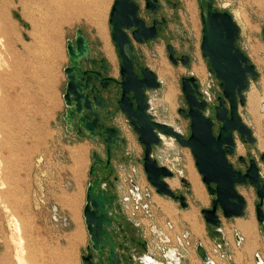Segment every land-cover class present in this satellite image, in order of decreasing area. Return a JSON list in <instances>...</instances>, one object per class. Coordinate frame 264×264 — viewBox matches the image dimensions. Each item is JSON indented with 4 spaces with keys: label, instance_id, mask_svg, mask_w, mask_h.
<instances>
[{
    "label": "rangeland",
    "instance_id": "1",
    "mask_svg": "<svg viewBox=\"0 0 264 264\" xmlns=\"http://www.w3.org/2000/svg\"><path fill=\"white\" fill-rule=\"evenodd\" d=\"M42 1L0 0V158L11 162L7 163V181L12 182L16 174L22 179L20 186L23 189L24 201L16 214L22 223L20 235L24 239L23 254L28 263L83 264L81 253L87 242L82 218L84 190L90 180L87 173L92 162L90 152L93 148L101 151V145H95L87 140L74 143L65 140L70 135L64 130L61 118L64 108L62 94L65 87L63 68L68 63L67 40L73 39L77 28H81L86 37L91 39L96 51L104 36L114 51L107 22L113 0H92L88 4L87 0H77L74 2L72 18L58 25L52 24L48 26L49 28L42 24ZM184 2L186 9L179 11V15L174 17L175 21L170 23V28L177 37L173 41L178 50L189 45L188 42L183 44L179 42L178 36H191L190 50L195 52V58L190 63L191 70L182 63L173 64L162 41L150 45L136 44V47L138 52L144 54V63L156 72L161 82L158 88L148 92L156 118L175 127L179 126L184 136H187L190 132L189 118L178 112V109L188 107L182 92L181 77L192 71V74L201 80V86L206 92L208 90H212L213 94L221 92L217 80H213L209 74L198 47L201 19L196 0ZM82 3L85 5L84 8H79ZM216 4L230 10L233 16L239 14L241 20L238 18L236 20L244 33L243 46L248 48L249 43L256 50L259 49L258 52L264 53V46L259 37L264 22V0H217ZM100 5L102 6L99 7ZM247 50L250 51L249 48ZM251 55L253 57L252 53ZM197 57L206 67L205 75L196 74L193 70L198 64ZM161 61L167 63L171 70L165 77L160 72ZM113 65L118 71L116 56ZM261 77L262 80L259 79L261 81L252 83L248 91L249 99L247 105L243 107L242 114L247 123L255 124V120L258 119L262 134L259 137L260 131L255 130L258 141L255 145L249 146H244L236 137L238 144L236 154L230 158L237 165L238 154L245 156L246 152L251 151L258 156L259 148L264 147V76L261 74ZM168 85L172 86L170 98L166 97ZM209 101L212 105L217 102L215 99ZM74 149L79 151L76 152ZM124 151L132 152L133 156L113 158V175L117 177L116 190L122 195L129 194L128 189L132 188L130 179L139 184L142 198L139 203L130 201V205L132 208L135 205L138 207L137 218L144 228L152 251L159 252L158 246L166 247L168 253L172 249L175 251L179 249L184 255L182 264H203L191 250L196 240H200L215 264H256L255 261L259 258L264 262V232L255 216L258 197L253 186H238V191L247 201L243 217L230 219L219 211L221 234L218 238L220 241L218 247L209 237L205 220L200 213L201 208L211 206L210 195L202 182L201 174L196 169L190 149L168 136L155 147L154 155L162 164L172 169L176 179H179L180 174L187 178L186 167L189 165L197 173L204 187L207 204H199L193 200L192 188L191 193L186 196L197 208V218L202 232L200 236L193 232L189 221L181 217V213H186L191 207L181 209L167 197L164 198L163 205H158L157 201L153 200L157 194L153 188L151 197L145 196L144 191L148 183L139 159L142 146L132 131L129 132L127 142L120 152ZM259 164L260 170L264 173V161L259 160ZM177 187L182 188L180 182L171 188ZM0 201V264H17L16 257L20 245L14 229L13 215L11 210L4 207L1 193ZM143 203L148 204L149 211H145ZM168 204L175 209L170 216L166 215L169 209H163ZM175 215L178 216L177 222L174 219ZM239 220L251 225L253 233L247 237L253 244L249 243L251 247L249 244L246 245L247 238L238 223ZM176 231L178 233L175 234ZM186 231L190 237L185 238ZM235 232H239L243 240L235 241ZM177 235L180 236L183 247L178 248ZM167 238L170 239L169 242L166 241ZM187 240L190 244L186 243Z\"/></svg>",
    "mask_w": 264,
    "mask_h": 264
},
{
    "label": "water",
    "instance_id": "2",
    "mask_svg": "<svg viewBox=\"0 0 264 264\" xmlns=\"http://www.w3.org/2000/svg\"><path fill=\"white\" fill-rule=\"evenodd\" d=\"M206 7L200 13L202 20L200 50L202 58L209 65V74L219 80L220 94L217 97V104L213 107L214 113L208 111L209 101L198 89L196 77L184 75L181 77L182 92L185 96L188 108L178 109V112L189 118L190 132L188 136L172 124L157 120L153 117L152 101L146 95L147 90L158 88L161 85L156 72L149 67H141V73L135 71L134 64H138V57L133 49L132 41L127 37L124 26H136L132 32L133 37L140 42L153 39L156 36L153 27L146 28L142 20L137 18V7L132 0H113L110 5L107 22L110 26V37L118 53L120 60V79L117 81L122 88L121 99L119 101L120 110L126 113L129 122L138 135V141L145 147L143 156L144 171L153 189L160 195L179 199L185 207L184 196H178L169 183L167 177L173 175L172 170L158 162L152 157V148L164 137L172 136L182 146H187L195 159L197 171L201 174L202 182L208 188L213 205L211 208H202L203 218L206 226L214 235L221 234V219L216 212L217 206L222 209L223 216L232 219L243 217L246 213L247 201L236 188V184L246 185L249 183L257 191L258 203L255 208V216L264 232V180L254 158L250 159L245 173L236 169L229 162L227 154L233 152L235 147L234 132H238L240 139L254 143L256 140L249 125L243 122L239 108L245 103V92L249 87V77L254 79L257 76L255 65L249 63L248 56L239 49L237 40L240 37V29L235 18L228 10H220L214 7L213 0H204ZM264 37V28L262 29ZM169 59L175 64L174 51L169 44ZM66 53L70 62L69 67H65L66 88L62 94V100L68 107L65 120L70 126L69 118L74 114L80 115L79 126L85 134L96 136L95 110L100 102L89 99L82 95L78 89L77 78L82 72L77 69V62L82 58L87 59L90 53V40L85 37L81 28L75 30L73 39H68ZM181 62L188 65L189 57L182 56ZM74 69L76 71L74 72ZM135 102L132 106L131 98ZM87 110L93 119L89 120L82 111ZM95 113V114H94ZM215 121L219 126H215ZM114 128H102L104 141L108 148L115 145V141L110 139L116 135ZM94 162L90 166L88 175L93 178L86 188V202L82 208V214L86 223V228L91 237L93 248H98L100 243L105 241L96 236L95 233L102 228L103 222L107 220L105 204L108 209L112 208V199L115 195L107 196L103 192L94 191L95 187L101 183L96 175L97 164L102 165L103 161L96 152L93 153ZM264 159V154H262ZM184 187L188 188L189 182L183 177L181 179ZM101 216V221L97 217ZM110 223V222H109ZM109 223H107L109 225ZM197 249L201 259L206 264H214L213 260L206 254L205 248L198 244ZM110 254L109 264L113 263ZM83 264H91L90 259L81 256Z\"/></svg>",
    "mask_w": 264,
    "mask_h": 264
},
{
    "label": "flooded vegetation",
    "instance_id": "3",
    "mask_svg": "<svg viewBox=\"0 0 264 264\" xmlns=\"http://www.w3.org/2000/svg\"><path fill=\"white\" fill-rule=\"evenodd\" d=\"M132 1H134L136 6H138L137 10H136L137 18H139L140 20H142L144 22L146 28L153 27L155 30V33H156L155 38H153V39L150 38L148 40H144L143 42H140V41H137L132 35V32L136 28L135 25L131 26L129 28L126 26L123 27L125 33L127 34V37H129V39L132 41L134 52L136 53V55L138 57V64H136V63L134 64L135 71L137 73H141V71H140L141 67H144V66L148 67L144 63V59H143L144 54H141L140 52H138L136 44L150 45L153 42H160V41H162L165 44L166 51H168V57L170 55V51L168 50L167 46L169 44L172 46V49L174 51V57L177 61L175 63V65L182 63L181 62L182 56H188L189 57L188 65H184L183 63L182 64L191 69V66H190L191 60L193 58H195V56H194L195 52L190 50L192 48L191 36H186V35H179L178 36L179 42H181L182 44L184 42H188V44H189L187 48L183 47L181 50H178V48L175 47L174 41H173L177 37H176V35H174L173 29L170 28V23L175 21L174 17L175 16L177 17L179 15V11L181 9H186V5H185L186 3L184 2V0H132ZM216 2H217V0H213L214 7L218 8L220 10H223V11L228 10L226 8L220 7L219 5L216 4ZM196 4L198 5L199 19H200V13L202 12L203 9H205L206 4H205L204 0H196ZM228 11L230 12V10H228ZM237 24H238V22H237ZM108 25H109V23H108ZM201 26H202V20H201ZM263 28H264V22H263L261 29H260V32H259L260 33L259 34L260 41L262 42V44L264 46V37H263V33H262ZM239 29H240V31H239L240 37L236 43H237L239 49L243 50V52L248 56L249 63L255 65V70L257 72V76L254 79L249 77V79H250L249 87L246 90V92L244 93L245 94V103L242 107L239 108V111L241 113V118L244 122L245 120L243 118L242 112H243V107L245 105H247V101L249 99L248 91L250 90L252 83H256V82L258 83V81L262 80L261 74L264 76V65L260 66V65H257L256 63H254L252 61V59L248 53V50H247L248 48L243 46V43H242L244 40V36H243L244 33H242V31H241V26H239ZM82 32H83V30H82ZM109 32H110V26H109ZM74 34H75V32H74ZM83 34L85 35L84 32H83ZM73 37H74V35H73ZM85 37H86V35H85ZM89 40H90V53L91 54H89L87 59L82 58L80 61L77 62V69H79L82 72L81 77L77 78V81L79 84L78 89H79V91L82 92V95L85 96V98L88 97L89 99H94V101H96V102L98 101L101 103V105H98L96 108L94 107V110L96 113V114L94 113L95 114V120H96V136L91 137V135L85 134L84 130H82L80 128V126H79L80 115H78L77 113L74 114L73 118L68 119L70 122V126L68 125L67 121L65 120V116H66L65 114H66V111L68 110V107L65 105V103H64V108L61 112V115H62L61 118H62L64 130L67 132L68 135H70L69 138L65 139L68 143H74L76 141H86L87 140V141H90L91 143H93L95 145L96 144L101 145V151L97 150L96 148L95 149L93 148L92 151L90 152V158L92 160L90 166L94 162V158H93L94 152H96L98 157L103 161L102 165L97 164V166H96V175H98L99 179L101 180V183L95 187L94 191H97V192L101 191V192L105 193L108 197L111 195H115L117 198L112 199L113 207L111 209L107 208L108 203L105 204L106 212H107V220L103 222L104 232H102V228H101L98 230V232L95 233V235L100 236V238H102L105 241V243H104V245H103V243H100L98 248H95V249L93 248L91 237H90L88 230L86 228V223L84 221V217L82 214V218L84 221V228H85V236L87 237V242L85 243V245L82 249L81 256L83 255V256L89 258L91 264H109L108 258L110 256V254H112L111 256L113 258L112 264H154V263L155 264H182V260H183L184 255H183V253H181L182 251L179 250L178 248H180V246L183 247V244H182L181 239H179V238H178V246L179 247L177 248L175 246V248L178 249V251H175L174 249L171 248L172 250L170 251V253H168L167 249H165L166 247H163V246H158V248L160 250L159 252H154L150 249L149 239H148L147 235H145L144 228L137 218L138 214L136 212H137L138 207H137V205H135V207L132 208L130 205V201H134L135 203H139V200L142 198L141 192L139 191V184L136 181H134V179H130L129 183L131 184L132 188L128 189L129 194L122 195L118 192V190H116L115 181H116L117 177H116V175H113V171H114V164H113L114 159L113 158H119V156H120V158L123 159L126 157H132L133 156V153L130 151H124V152H120V151L122 149V146L125 145V143L127 142L129 132L132 131L135 133V131H134V128H132L126 113H124L122 110H120L119 101L121 99L122 88L119 85V83H117V81L120 79V68H119L120 60H119L118 53L116 52L115 47H114V51L111 50V48H110L109 52H107L105 49V45L103 47V41L100 40V43H99L100 47L96 51V48H95L94 44L92 43L91 39H89ZM200 40H201V28H200L199 45H200ZM111 41H112V38H111ZM248 46H250L249 43H248ZM193 48H194V45H193ZM199 50H200V47H199ZM113 52H115V54ZM260 55L262 57H264L263 52H261ZM115 56H116V60L118 61V71L114 68V65H113V62L115 60ZM256 61L263 64V61L258 57H257ZM204 63H205V65H207V69H209V65L207 64V62L205 60H204ZM69 66H70V62L68 60V63H67V65L64 66V68L69 67ZM75 71H76V69H74V72ZM187 75H190V73ZM211 77L213 80L215 79L213 75H211ZM259 79H261V80H259ZM66 80L67 79H66V75H65V83H66ZM215 80H217V79H215ZM196 81L198 82L199 91L202 93V95L208 101L211 100V102H212L213 99H215L217 101V97L219 96L220 93L213 94L212 90H208L209 92L207 91L208 92L207 93L202 88V86H201L202 82H201V80H199L198 77L196 78ZM217 82L219 85L220 81L217 80ZM65 83H64V85H65L64 91L66 88ZM209 86H211V84H209ZM151 90L146 91L147 97H149L148 92ZM64 91H63V93H64ZM129 97L131 98L130 95H129ZM207 97H209V99ZM63 102H64V100H63ZM131 102H133L132 106L135 107L136 105H135V102L133 101V98H131ZM216 104H217V102L212 105V103H210V101H209V106H208L209 114L212 115L214 113L213 107ZM187 108L185 109V111H187ZM152 109H153V106H152ZM152 109H151V113L153 112ZM82 115H84L89 120L93 119V116H90V114L88 113L87 110H83ZM153 117L155 119H157L154 112H153ZM245 123L251 127L252 134H253L256 141L254 143H250L248 141L244 142V140L240 139L239 133L234 132L235 147H234V150L232 153L227 154L229 162H231L236 169L242 171L243 173H245V170L248 168L251 158H254L256 160L258 168L260 167L259 160L264 161V159L262 158V154H264V150L258 147L259 150L260 149L263 150V151L258 150V156L253 154L251 151H248V152H246L245 156H243L242 154L237 155V160H238L239 165L232 162L230 157L232 155L236 154V149H237V145H238L236 137L239 138V140L243 143L244 146L245 145H247V146L255 145L256 142L258 141L255 130L259 131V127L261 129V124H259V122L257 120H255V124L247 123V122H245ZM219 124H220L219 122L215 121V126L218 127ZM102 128H105V129L114 128L117 130L116 135L112 136L110 138L112 140H114L115 138L118 139L117 141H115V145H112L111 148H108V144H106L104 141L105 136L102 133ZM263 135H264V126H263ZM136 137H137V141H138V135L137 134H136ZM170 137H172V136H170ZM161 142L162 141H160L158 144L153 145L152 157L156 158V156L154 155V149L157 145L161 144ZM140 144L142 146V153H141V156L139 157V159L141 160L142 167L144 170L143 156H144L145 147L142 143H140ZM157 160H158V158H157ZM158 162L160 164H162L159 160H158ZM162 165H164V164H162ZM90 166H89V168H90ZM168 168H170V167H168ZM259 170H260V168H259ZM88 171H89V169H88ZM260 172H261V170H260ZM144 173H145V171H144ZM172 173H173V171H172ZM174 176H175V173H173V175H170L169 177H167V179L175 178ZM179 176L180 177H179L178 181L180 182V185L182 186V188L177 187V189H174V188L173 189H174L176 195H178V196L183 195L184 196V203H186L185 207L182 206V203L180 202L179 199L174 200L171 197L170 198L167 196H165V197L172 199L175 203L178 204V206L181 209H185V208L191 207V205H192L190 203L188 197L186 196V194L191 193V184L188 181L189 182L188 188L184 187L183 183L181 182V179L185 176H183L182 174H180ZM93 178L90 176V180L88 181V183L90 181H93ZM146 179H147V175H146ZM263 180H264V176H263ZM88 183H87V185H88ZM147 183H148V185L145 188L144 194L146 197H151L152 186L150 185L148 179H147ZM87 185H86L85 190H84L85 196H84V202H83L82 206L86 202ZM235 186L238 190V186L246 187V186H252V185L247 183L246 185L236 184ZM254 189H255V192L257 195L256 188L254 187ZM207 190H208V188H207ZM209 195H210V193H209ZM213 198H214V196L210 195L211 206L210 207H203V208H211L213 205V202H212ZM258 202L259 201H257L256 204ZM256 204H255V208H256ZM143 206L145 207L146 212L149 211L147 203H143ZM246 208H247V205H246ZM201 209H200V213L203 217V213L201 212ZM219 211L222 212V209L220 208V206H217L216 212L218 213V215H219ZM222 215H223V213H222ZM204 220H205V218H204ZM97 221H99V222L101 221V216L97 217ZM107 223H109V225ZM205 225H206V223H205ZM206 228H207V232L209 233V237L211 238V240L215 241L216 246L219 247L220 241H218V238L220 237V234L214 235L213 233H211V230L207 226H206ZM187 237H190V234L188 231H186V233H185V238H187ZM234 237H235V241L240 242L241 240H243V236H241L239 232H235ZM166 241L169 242L170 239L167 238ZM186 243L190 244L189 240H187ZM198 244H200L201 247L205 248L203 243L200 240H198V241L196 240V242L193 244V246L191 248L192 254L194 256H196L201 261V263L204 264L205 262L203 259H201L200 255H199V250L197 249ZM205 251H206V254L208 255L207 248H205ZM185 260H186V258H185Z\"/></svg>",
    "mask_w": 264,
    "mask_h": 264
},
{
    "label": "bare ground",
    "instance_id": "4",
    "mask_svg": "<svg viewBox=\"0 0 264 264\" xmlns=\"http://www.w3.org/2000/svg\"><path fill=\"white\" fill-rule=\"evenodd\" d=\"M75 1H77V0H43L42 1V3H43V12H42L43 13V20H42V24L44 25V27H48V26H50L52 24L53 25H55V24L58 25L60 22L65 21V20L69 19L70 17L72 18L73 14H74V9H75L74 8L75 7V3H74ZM89 1H92V0H87V4H88ZM82 4L83 5H81L79 8H84L85 5H84V3H82ZM101 6L102 5H100L99 7H101ZM235 18H238L239 20H241V18H240L238 13L235 14ZM102 38L104 39L106 37L104 36ZM105 49H106L107 52H109L110 46L108 45V42L105 43ZM159 66H160V72L163 75V77H165L166 74H168L169 71H171L169 69V66H167V63H165L164 61H161ZM42 68H44V67H42ZM204 69H205L204 65L201 64L200 62L193 67V70H194V72L196 74L205 75L204 74ZM166 97H169V98L172 97V86L168 85V92H167ZM257 121H258V119H257ZM259 131H260V133L258 135L260 137L261 134H262V130L260 129V127H259ZM259 145H260V143H259ZM263 148L264 147H261V149H263ZM78 149H74V151L77 152V151H79ZM73 161H74V159H73ZM7 163H11V162L7 161L3 157L0 158V179H1V181H0V193L2 195V202H3L4 207L6 209H8V210H11V212H12L13 224H15L14 225V229H15V232L17 233L18 239H19L18 242H19L20 247L18 249V255L16 257L17 258V264H29L27 259H26V257H25V255L23 254L25 252V248L23 246L24 239L20 235L21 224L22 223H21V220H20L19 216H17V214H16V212L21 209V204L24 201L23 189L20 186V183L22 182V179H21V177L17 176V174H16L15 175L16 177L14 176V178L12 179V182L7 181L8 180L7 179L8 175H7V171H6V168L8 167ZM186 168H187V173H188L187 180L191 184L193 200L198 202L199 204L206 203L207 199H206V195L204 193V189H203L204 187L202 186L201 181H200L197 173L194 171V169L190 165L187 166ZM178 180L179 179L172 178V179H169V181L167 180V182L169 183V185L171 187H173V186H175V185H177L179 183ZM156 201H157L158 204L163 205V203H162V201L160 199L156 198ZM171 207H173V206L171 204H168V205H166L163 208V209H165V208L169 209V212L166 211L169 216L173 215V213L175 212V209L171 208ZM78 213H77V215H79ZM181 217H182V219L189 221V223L191 225V228L193 229L194 233L198 234L199 236L201 235L202 232L200 230L201 229L200 222H199V219L197 218V208H196V206H194V204H192L191 209L186 211V213H181ZM238 223L242 226V229H243L244 234L246 235V238L251 236V233H253L251 225L248 224V223H245V222H243L241 220H239ZM249 243L251 244V240H249L247 238L246 245L249 244ZM250 244H249V247H251ZM251 245H253V244H251ZM28 254H29V252H28ZM262 261L263 260H261L259 258L255 262H256V264H264Z\"/></svg>",
    "mask_w": 264,
    "mask_h": 264
},
{
    "label": "crops",
    "instance_id": "5",
    "mask_svg": "<svg viewBox=\"0 0 264 264\" xmlns=\"http://www.w3.org/2000/svg\"><path fill=\"white\" fill-rule=\"evenodd\" d=\"M231 12V11H230ZM232 13V12H231ZM234 15V14H233ZM234 17V16H233ZM235 18V17H234ZM236 19V18H235ZM237 21V20H236ZM239 24V23H238ZM240 26V25H239ZM103 39V38H102ZM104 43H103V47H104V45H105V43L106 42H108V40H107V38H104ZM108 45L110 46V44H109V42H108ZM248 48L250 49V51H248V53H249V55H250V57H251V59H252V61L254 62V63H256L257 65H260V66H263L261 63H259L258 61H256L257 60V57L258 58H260L262 61H264V57H262L261 55H260V53L261 52H258L257 50H259V49H255V48H253L251 45L250 46H248ZM251 53L253 54V57H252V55H251ZM196 60H197V62L199 63H201V64H203L202 62V60H200L198 57L196 58ZM205 67V66H204ZM192 69V68H191ZM190 69V70H191ZM205 69H206V67H205ZM191 73H192V71H191ZM261 173H262V175L264 176V173H263V171L261 170ZM157 193V192H156ZM153 197V196H152ZM156 198H158V199H160L162 202H165L164 201V198H165V196H163V195H160V194H156V196L155 197H153V200L156 202ZM156 204H158L157 202H156ZM158 205H160V204H158ZM166 214V213H165ZM166 215H168V214H166ZM169 216V215H168ZM178 218V216L177 215H175V217H174V219H176V222H177V219ZM176 233H178V231H176L175 232V234ZM177 237L178 238H180V236L179 235H177ZM264 263V262H263Z\"/></svg>",
    "mask_w": 264,
    "mask_h": 264
}]
</instances>
